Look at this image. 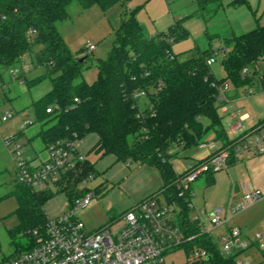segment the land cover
Segmentation results:
<instances>
[{
	"label": "trees",
	"instance_id": "16d2710c",
	"mask_svg": "<svg viewBox=\"0 0 264 264\" xmlns=\"http://www.w3.org/2000/svg\"><path fill=\"white\" fill-rule=\"evenodd\" d=\"M77 1L85 10L99 6L107 12L118 2L127 0H0V72L21 66L27 55H34L45 73L32 80L21 74L17 80L31 89L49 79L51 90L32 103L35 121L47 129L38 136L45 145L57 140L78 138L96 133L99 141L96 152L113 154L120 162L148 165L162 177L159 193L168 204L181 207L180 220L196 238L183 248L189 254L194 248L208 252L210 264H237L244 251L225 255L212 235L203 233L192 222L191 210L185 198L179 197L175 182L188 172L178 173L173 157L192 153L212 134L213 139L230 144L219 113V87L227 79L217 80L208 61L215 58L213 49L196 51L180 60L172 44L189 36L181 21L167 32L147 36L133 10L116 31V40L107 59L98 65L97 80L88 84L83 73L88 68L86 49L76 54L67 46L58 23L69 19V6ZM209 24L225 8L226 2L240 7L246 0H195ZM222 65L227 78L240 87L252 82L257 73L244 76L243 70L256 69L264 56V26L236 35L228 40ZM263 90H264V80ZM146 92L143 107L135 95ZM52 108V112L47 110ZM23 133H18L21 138ZM174 149V152L172 151ZM187 158V157H186ZM232 156L229 163H233ZM87 172L95 174L94 165L87 161ZM86 172V173H87ZM85 173V174H86ZM215 172L206 173L211 182ZM75 185L65 194L73 202ZM12 194L18 201L15 214L19 223L10 231L12 237L23 234L30 243L18 255L31 250L35 244L34 230L44 231L47 224L46 203L53 192H35L17 183ZM150 196V197H152ZM263 255L264 252L262 251Z\"/></svg>",
	"mask_w": 264,
	"mask_h": 264
},
{
	"label": "rangeland",
	"instance_id": "374dc122",
	"mask_svg": "<svg viewBox=\"0 0 264 264\" xmlns=\"http://www.w3.org/2000/svg\"><path fill=\"white\" fill-rule=\"evenodd\" d=\"M246 1L247 3L240 7H234L229 4L230 1H227L225 8L209 24L205 23L195 0H127L125 5L118 2L107 12L97 5L85 10L75 1L69 6V19L58 23V29L73 53L86 49L82 58L88 57L85 59L88 68L83 73V79L88 84H92L98 77V65L107 59L116 40V31L123 18L130 12L137 10L136 18L144 27L147 36L167 32L176 22L181 21L189 36L173 42V51L178 58L184 60L196 51L213 49L216 53V61L211 64L214 77L217 80L227 79V91L239 94L237 102L239 101L243 111L264 116L262 82L264 61L260 62L256 69L249 70L248 75L257 73L252 82L240 87L227 78L222 65L228 48L230 50L232 46L228 40L249 32L258 25L264 26V0ZM92 45L95 46V50L90 52L89 47ZM23 64L18 70L25 73L27 80H32L46 72L43 67L37 65L34 55H27ZM15 69L0 72V117L9 112L14 115L8 122L0 121V262L18 255L30 243L28 236L17 234L12 237L10 234L19 223L15 214L18 201L12 194L18 181L14 158L5 143V138L17 135L21 124L25 120H31L33 124L26 128L25 135L18 141L33 150L30 155L36 154L38 160H44L46 145L38 134L49 127L36 123L31 105L51 90L50 80H44L29 89L25 82H19L12 75ZM145 102L146 98L143 97L139 100V105L143 107ZM98 141L99 136L90 133L80 141L79 145L80 153L85 155L95 168V179L88 184V187L96 192V197L89 207L78 214L79 219L84 221L89 230L99 229L115 221L138 203L159 193L163 184L160 172L153 167L120 162L113 154L102 155L96 152ZM172 151L174 152V149ZM248 156V154L244 155L236 165L229 168L230 175L227 169L215 173L214 184H208L205 178H200L193 184V203L197 210L212 211L222 208L224 210L222 216L225 217L227 203L224 200H229L231 190L242 182L251 184L264 194V170L249 168L248 161L245 160ZM186 157L183 153L173 157L172 162L178 172L183 173L187 170L189 159ZM59 191L52 189L54 196L44 207L49 219H56L69 211L67 196ZM158 198L162 203L166 201L161 194ZM241 198L238 196L232 199V202L236 201L232 204L238 205ZM243 216H247L246 222L249 224L247 238L253 244L238 259L250 260L251 264H264V255L256 248L255 243L256 233L264 231V199L241 213L239 218ZM190 217H193V212L190 213ZM232 223L229 221L224 226H232ZM222 227L212 231L217 243H220ZM167 261L174 264H210L206 262V258L192 257L184 248L168 254Z\"/></svg>",
	"mask_w": 264,
	"mask_h": 264
},
{
	"label": "built area",
	"instance_id": "2783aa9c",
	"mask_svg": "<svg viewBox=\"0 0 264 264\" xmlns=\"http://www.w3.org/2000/svg\"><path fill=\"white\" fill-rule=\"evenodd\" d=\"M94 50L95 46L89 47L90 52ZM215 61V58H211L208 63L211 65ZM263 61L264 56L260 58V62ZM21 73L20 69L12 71L15 77ZM247 73L248 69H244L243 74ZM227 90V82L220 85L221 103L226 100ZM145 96L146 92L142 91L135 98ZM52 110L49 108L47 112L51 113ZM13 117L9 112L1 116L0 121L5 123ZM32 124L31 120H25L19 133H24ZM229 140L228 145L213 138L202 142L199 150L207 151L208 157L181 174L175 182L179 197L185 198L186 206L193 212L192 222L209 235H212L214 229L224 226L228 217L222 216V208L197 210L193 203V184L208 172L217 173L227 169L232 156L238 159L246 153L264 154V120L254 128L235 131ZM5 143L14 158L18 183L35 192L62 189L59 192L64 194L72 184L76 192L84 195L75 196L71 202L70 196L66 194L69 211L56 219L47 217L44 231L37 229L32 233L35 244L31 250L5 259L0 264H174L167 261V255L196 238L190 235L189 227L180 220L181 207L166 201L162 203L158 196L143 200L99 229L89 230L78 214L89 207L96 197V192L88 187L95 179V174L86 171L88 159L79 151L80 140L75 136L74 139L49 143L46 145L44 160L26 156L27 147L18 141L17 135L5 138ZM239 189L242 200L238 205L230 207L232 215H238L264 199L263 192L249 183H240ZM219 239L221 251L227 256L239 251L247 252L253 244L239 227L230 228L220 234ZM255 243L256 248L264 252V231L256 233ZM189 254L199 259L208 257V252L200 248H194ZM237 264H251V261L238 259Z\"/></svg>",
	"mask_w": 264,
	"mask_h": 264
},
{
	"label": "crops",
	"instance_id": "0c3cea01",
	"mask_svg": "<svg viewBox=\"0 0 264 264\" xmlns=\"http://www.w3.org/2000/svg\"><path fill=\"white\" fill-rule=\"evenodd\" d=\"M245 33H247V32H245ZM242 34H244V33H242ZM239 35H241V34H239ZM23 63L19 67H22L24 65ZM19 67H17L16 69H18ZM21 74H23V73H21ZM24 80L25 79L22 78L21 80H19V82H24ZM225 96H226V100L221 103V105L223 106V109H221V107H220L219 113H220V115L222 117L223 126H224V128L226 130L228 138H232L234 136V132L235 131L240 132L241 130H247V129L254 128L261 121L264 120V118H263L264 116H260L257 113H250V112L243 111V107L240 106L239 101L237 102V100L239 98V94L237 92L231 93V92L226 91ZM24 135H25V133L22 134V137ZM212 138H213V135L210 134L206 138V140L207 139H212ZM32 151L33 150L31 148H27V154H29V157H31L32 159H38L36 154L35 155H30L32 153ZM247 154L248 153L243 154L238 159L234 158L233 163H228L227 170H228L229 175H230L229 168L234 166V165H236L241 160V158L244 155H247ZM183 155L187 156V159H189V161L187 162L188 163V165H187L188 168L187 169H189L190 167H192L196 163L206 159L208 157V152L207 151H200L199 149H197V150L193 151L192 153H186L185 152V153H183ZM248 155L249 156L246 157L245 160L248 161L247 162V166L249 168H251V169L252 168L253 169L261 168V169L264 170V154H262V155H254L255 157L254 156H250L252 154H248ZM174 168H175V166H174ZM178 173H182V172H178ZM201 178H205V180H206V182L208 184H214L216 182L215 175H214L213 180H211V182L207 179L206 175L201 176ZM162 182H163V180H162ZM162 186H163V184H162ZM161 188H160V190H161ZM160 190H159V192H160ZM193 191H194V188H193ZM238 196L241 197L239 186H237V187H235V188H233L231 190L229 200H226V201L224 200V202L227 203V210L225 212V216L228 217V221L227 222L231 221L233 223H232V226L231 225L230 226L228 225L226 227L223 226L222 230L220 229V234L226 233L232 227H239V228H241L243 230V232L248 237L249 236V229H248L249 224L246 222L247 216H245V217L243 216L242 218H239L241 213L238 214V215H232L231 214V208L230 207L234 206L232 203L236 202V201L232 202V199H236V197H238ZM251 207H249V208H251ZM249 208H247L246 210H248Z\"/></svg>",
	"mask_w": 264,
	"mask_h": 264
},
{
	"label": "water",
	"instance_id": "95a60500",
	"mask_svg": "<svg viewBox=\"0 0 264 264\" xmlns=\"http://www.w3.org/2000/svg\"><path fill=\"white\" fill-rule=\"evenodd\" d=\"M81 62H83L84 61V58H81V60H80Z\"/></svg>",
	"mask_w": 264,
	"mask_h": 264
}]
</instances>
